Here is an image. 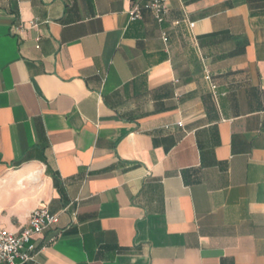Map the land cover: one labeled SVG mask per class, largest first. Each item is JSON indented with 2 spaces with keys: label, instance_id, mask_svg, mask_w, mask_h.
Returning a JSON list of instances; mask_svg holds the SVG:
<instances>
[{
  "label": "crops",
  "instance_id": "obj_1",
  "mask_svg": "<svg viewBox=\"0 0 264 264\" xmlns=\"http://www.w3.org/2000/svg\"><path fill=\"white\" fill-rule=\"evenodd\" d=\"M138 1L0 0V227L58 215L28 264H264V0Z\"/></svg>",
  "mask_w": 264,
  "mask_h": 264
},
{
  "label": "built area",
  "instance_id": "obj_2",
  "mask_svg": "<svg viewBox=\"0 0 264 264\" xmlns=\"http://www.w3.org/2000/svg\"><path fill=\"white\" fill-rule=\"evenodd\" d=\"M143 10L152 11L154 18L163 23L169 11L166 0H139L134 3L131 19H139ZM193 26V25H192ZM166 41V39H165ZM206 79L210 80L209 76ZM212 90L215 87L212 86ZM59 223L58 215L52 214L48 209H35L29 218L27 228L20 233H12L0 227V264H28L34 258L31 255L33 246L27 248L34 235H40L46 229L55 227Z\"/></svg>",
  "mask_w": 264,
  "mask_h": 264
}]
</instances>
